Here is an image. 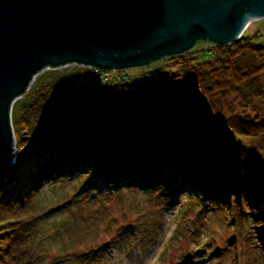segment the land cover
<instances>
[{"label": "trees", "instance_id": "16d2710c", "mask_svg": "<svg viewBox=\"0 0 264 264\" xmlns=\"http://www.w3.org/2000/svg\"><path fill=\"white\" fill-rule=\"evenodd\" d=\"M208 48L204 58L175 57L179 68L151 82L98 83L87 68L76 76L49 71L18 113L13 106L16 159L0 181V264L40 261L45 211L37 194L66 172L89 173L80 198L90 187L121 201L126 189L169 205L185 186L203 202L200 211L210 203L226 221L245 223L240 244L264 249V42L242 35ZM133 216L136 228L140 215ZM103 253L82 259L98 262ZM75 255L53 264L85 261Z\"/></svg>", "mask_w": 264, "mask_h": 264}, {"label": "water", "instance_id": "95a60500", "mask_svg": "<svg viewBox=\"0 0 264 264\" xmlns=\"http://www.w3.org/2000/svg\"><path fill=\"white\" fill-rule=\"evenodd\" d=\"M263 18L264 0H0V181L16 159L12 106L37 73L146 67L227 47Z\"/></svg>", "mask_w": 264, "mask_h": 264}, {"label": "rangeland", "instance_id": "374dc122", "mask_svg": "<svg viewBox=\"0 0 264 264\" xmlns=\"http://www.w3.org/2000/svg\"><path fill=\"white\" fill-rule=\"evenodd\" d=\"M242 35L249 37L257 45L263 43L264 18L251 22ZM208 47L207 44L196 45L191 50V57L204 58L209 53L204 51H208ZM81 68L70 65L57 70L45 69L33 77L25 94L47 76L49 71L59 74L76 72V76ZM178 68L177 60L168 58L146 67L120 72L97 71L89 76L98 83H104L105 79L143 83L159 80ZM77 80L82 82L86 79L80 76ZM22 98L13 104L15 113H18ZM236 110L241 112L242 107L236 106ZM11 126L14 135L13 125ZM88 179L89 173H62L44 184L37 194V206L45 211L41 219L45 236L40 247L43 252L37 264H53L59 258L71 254L85 260V255L100 247L104 253L98 262L95 259L88 262L86 259V262L71 261L70 264H211L215 260L217 262L214 264H237L234 256L238 258L239 264H264L263 248L258 246L253 249L251 240L239 243L246 231L244 229L243 233L241 227L246 226L245 223L226 221L222 209L210 203L207 210L200 211L203 202L194 199L185 190V186L169 205L167 199L161 203L156 196L140 197V193L134 190L127 193L126 189L121 201V196L103 200L97 188L94 190L90 187L84 193L85 196L81 195L82 199L77 193L83 189ZM104 182L101 181L100 189L106 187ZM133 213L140 215L136 228L132 223ZM235 238L236 241H230ZM210 240H213V245H210ZM216 243L219 247L213 249V252L209 251ZM109 248L111 249L108 250ZM248 253H251L250 258L246 257ZM83 256L85 259H82Z\"/></svg>", "mask_w": 264, "mask_h": 264}, {"label": "bare ground", "instance_id": "6f19581e", "mask_svg": "<svg viewBox=\"0 0 264 264\" xmlns=\"http://www.w3.org/2000/svg\"><path fill=\"white\" fill-rule=\"evenodd\" d=\"M15 143V147H16V142H14Z\"/></svg>", "mask_w": 264, "mask_h": 264}]
</instances>
